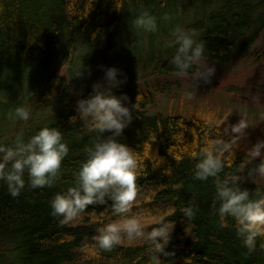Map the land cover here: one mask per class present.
Here are the masks:
<instances>
[{
  "label": "trees",
  "instance_id": "trees-1",
  "mask_svg": "<svg viewBox=\"0 0 264 264\" xmlns=\"http://www.w3.org/2000/svg\"><path fill=\"white\" fill-rule=\"evenodd\" d=\"M141 4L157 18L158 29L170 20L163 19L167 14L176 21L174 27L197 33L196 39L206 45V59L228 60L238 48L252 45L264 27V0H0V141L11 143L21 132L27 140L50 125L60 128L69 147L60 178L51 187L31 188L25 173V187L13 197L0 181V264H150L149 244L144 241L125 239L111 252L96 245L97 228L116 219L111 200L89 206L68 225L60 224L50 205L56 193L75 183L85 149L97 139L82 125L77 104H72L78 100L74 88L80 77L75 75L81 68L84 73L93 61L106 62L113 52L116 56L150 38V32L133 25ZM175 52L172 45L163 59L150 57L148 63L156 58L155 67L148 75L141 68L139 79L177 73L171 64ZM150 90L145 84L112 91L117 97L126 96L122 103L132 111L131 122L117 138L134 149L139 160L140 191L132 211L151 221L163 210L174 224L166 246L174 256L161 254L163 264H264V237H258L255 250L249 252L236 233L234 219H222L215 200L217 179L231 177L252 198L264 194V185L249 179V170L240 166L253 145L239 139L226 154L218 177L194 179L195 157L207 141H229L238 134L206 118L147 114ZM90 92H80V98ZM17 107L30 109L27 121L9 118ZM159 159L163 162L154 167ZM189 206L195 211L191 219L182 213Z\"/></svg>",
  "mask_w": 264,
  "mask_h": 264
},
{
  "label": "clouds",
  "instance_id": "clouds-1",
  "mask_svg": "<svg viewBox=\"0 0 264 264\" xmlns=\"http://www.w3.org/2000/svg\"><path fill=\"white\" fill-rule=\"evenodd\" d=\"M163 19L169 20L171 17L165 14ZM133 25L145 32L159 30L157 18L142 4ZM172 36L174 39L170 41V46H176V52L171 64L177 69V75L187 76L192 71L196 81L210 83L216 71L215 64H209L205 59L206 45L196 39L197 33L177 25ZM120 71L114 66L106 68L103 80L93 85V93L77 102L82 125L89 132L96 133L97 139L90 147H86V159L75 174V183L66 191L56 193L50 201L52 215L61 218V225L73 224L89 206L102 205L106 200H111L116 219L97 228L94 240L98 248L111 252L125 239L141 240L149 244L150 264H163L161 254L164 257L174 256V252L166 251L174 224L169 223V213L163 210L158 211L151 221H146L142 214L132 211L140 191L137 184L139 160L134 149L117 139L132 120V111L122 103V99L127 97H117L112 91L124 82L118 78ZM81 74L82 68L75 76ZM8 115L13 120L18 118L27 121L30 109L17 107ZM76 119L72 117L71 122L75 124ZM248 127V119L241 116L231 126L232 133L238 135L229 141L222 138L207 141L195 157L194 179L204 181L209 177H218L224 169L226 154L232 152L233 146ZM105 132L111 135L104 136ZM262 150L264 141L257 142L248 150L240 166L248 169L250 174L264 178ZM68 152L69 147L59 127L46 125L27 140L22 132L18 133L11 143L0 141V181L7 184L13 197L19 196L24 189L25 173L31 188L51 187L60 178L61 165ZM258 157L259 163L253 164ZM162 162L159 159L154 167ZM250 164L251 168L248 167ZM170 172L168 169L167 174ZM215 187L218 214L222 219L228 216L234 219L237 235L242 238L249 252L254 251L257 238L264 237V194L257 193V198H252L249 190L239 186L236 177L222 181L217 179ZM182 213L187 219L195 215L191 206L182 209ZM153 224L156 226L149 231L148 228Z\"/></svg>",
  "mask_w": 264,
  "mask_h": 264
},
{
  "label": "rangeland",
  "instance_id": "rangeland-1",
  "mask_svg": "<svg viewBox=\"0 0 264 264\" xmlns=\"http://www.w3.org/2000/svg\"><path fill=\"white\" fill-rule=\"evenodd\" d=\"M165 23L157 32H150V38L144 39L143 44L138 40L131 44L128 51L121 49L116 56L113 52L106 62L93 61L89 69L83 70L85 72L79 76V86L73 87L78 100L82 99L80 92L88 89L91 90L90 96L93 85L103 80L105 69L114 66L121 70L118 78L124 80L114 89L149 85L152 101L145 107L147 114L180 113L186 117L206 118L228 132H232L231 126L244 116L250 127L245 130L239 142L247 141L254 146L264 141V27L252 45L238 48L228 60L205 58L209 64H215L216 68L210 83L196 81L192 72L187 76L177 73L159 74L151 78L145 76L140 80L141 68L144 75L152 73L157 56L163 59L172 47L170 41L174 39L172 31L176 21L170 19ZM131 35L132 32L127 33V41ZM152 56L156 58L148 63ZM15 91L17 96L21 95L20 90ZM78 100L72 104H77ZM259 161L258 157L256 163ZM247 176L264 185V178L250 173Z\"/></svg>",
  "mask_w": 264,
  "mask_h": 264
}]
</instances>
